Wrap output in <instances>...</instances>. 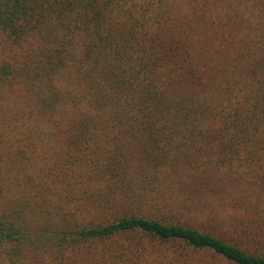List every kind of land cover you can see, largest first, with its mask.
I'll return each mask as SVG.
<instances>
[{"label": "trees", "instance_id": "16d2710c", "mask_svg": "<svg viewBox=\"0 0 264 264\" xmlns=\"http://www.w3.org/2000/svg\"><path fill=\"white\" fill-rule=\"evenodd\" d=\"M3 48L0 264H264L195 220L264 217V0H0Z\"/></svg>", "mask_w": 264, "mask_h": 264}, {"label": "rangeland", "instance_id": "374dc122", "mask_svg": "<svg viewBox=\"0 0 264 264\" xmlns=\"http://www.w3.org/2000/svg\"><path fill=\"white\" fill-rule=\"evenodd\" d=\"M5 48L1 49L0 54L7 53ZM1 58V57H0ZM222 207V206H221ZM212 211H204V214H199L195 216V220L200 224V228L203 231L211 232L217 235H221L227 239H235L237 241H246V236L244 234V230L259 228V226H263L261 223V219L263 216H254L247 215L244 219V224L248 227H233L231 223L224 222L223 216L226 211H223V208H209ZM217 210V211H213ZM224 210H227V214L229 210H232L229 207H226ZM242 239V240H240ZM166 261V260H165ZM209 264H230L225 260L215 258L209 261Z\"/></svg>", "mask_w": 264, "mask_h": 264}]
</instances>
